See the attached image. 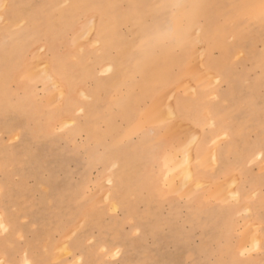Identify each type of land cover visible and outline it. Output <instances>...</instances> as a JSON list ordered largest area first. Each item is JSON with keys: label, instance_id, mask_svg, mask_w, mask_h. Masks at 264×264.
Here are the masks:
<instances>
[{"label": "rangeland", "instance_id": "rangeland-1", "mask_svg": "<svg viewBox=\"0 0 264 264\" xmlns=\"http://www.w3.org/2000/svg\"><path fill=\"white\" fill-rule=\"evenodd\" d=\"M0 264H264V0H0Z\"/></svg>", "mask_w": 264, "mask_h": 264}, {"label": "bare ground", "instance_id": "bare-ground-1", "mask_svg": "<svg viewBox=\"0 0 264 264\" xmlns=\"http://www.w3.org/2000/svg\"><path fill=\"white\" fill-rule=\"evenodd\" d=\"M183 2H184V1H183ZM190 3H191V1H190ZM96 23H97V19H96ZM91 26H92V25H91ZM94 26H95V23H94ZM94 26H93V27H94ZM96 26H97V25H96ZM173 26H174V25H173ZM93 27H91V28L94 29ZM95 30H96V29H95ZM92 31H93V30H92ZM197 34H198V33H197ZM202 34H203V33H202ZM198 35H199V34H198ZM195 36H196V33H195ZM98 43H100V42H98ZM93 46H94V45H93ZM103 51H104V49H103ZM101 52H102V51H101ZM101 52H100V53H101ZM94 62H95V61H94ZM93 64H95V63H93ZM138 65H140V64H138ZM113 66H114V65H113ZM111 68H113V67H111ZM107 69H108V68H107ZM111 70H113V69H111ZM111 70H110V71H111ZM116 71H117V70H116ZM203 71H204V70H203ZM112 72H114V70H113ZM201 72H202V71H201ZM109 73H111V72H109ZM109 73H108V74H109ZM53 82H54V81H53ZM193 89H194V87H193ZM191 90H192V89H191ZM194 91H195V90H194ZM193 93H194V92H193ZM127 95H128V94H127ZM168 99H169V98H168ZM169 100H170V99H169ZM169 100H168V101H169ZM117 101H118V100H117ZM168 101H167V102H168ZM157 103H158V102H157ZM171 103H172V102H171ZM157 105H159V104H157ZM162 106L164 107L165 104L162 105ZM172 106H173V105H172ZM172 108H173V107H172ZM172 108H171V109H172ZM160 109H161V107H160ZM161 110H162V109H161ZM163 110H164V109H163ZM168 113H169V112H168ZM168 113H166V114H168ZM161 114H162V111H161ZM163 114H164V111H163ZM171 114H172V113H171ZM158 116H160V115H158ZM165 116H166V115H165ZM163 117H164V116H163ZM193 142H194V141H193ZM193 142H192V144H193ZM192 144H191V143L189 144V148H188V149H190V145H192ZM194 145H195V144H194ZM183 148H184V147H183ZM180 149H182V148H180ZM183 150H184V149H183ZM192 150H193V149H192ZM185 152H186V151H185ZM189 152H190V151H189ZM192 152H193V151H192ZM190 172H191V170H190ZM191 173H193V170H192ZM191 175H192V174H191ZM1 228H2V227H1Z\"/></svg>", "mask_w": 264, "mask_h": 264}]
</instances>
